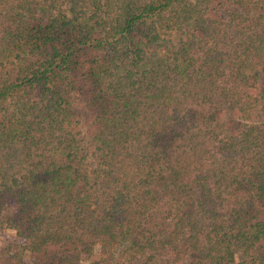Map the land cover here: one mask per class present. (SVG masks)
Wrapping results in <instances>:
<instances>
[{"label": "trees", "instance_id": "1", "mask_svg": "<svg viewBox=\"0 0 264 264\" xmlns=\"http://www.w3.org/2000/svg\"><path fill=\"white\" fill-rule=\"evenodd\" d=\"M0 264H264V0H0Z\"/></svg>", "mask_w": 264, "mask_h": 264}, {"label": "rangeland", "instance_id": "2", "mask_svg": "<svg viewBox=\"0 0 264 264\" xmlns=\"http://www.w3.org/2000/svg\"><path fill=\"white\" fill-rule=\"evenodd\" d=\"M12 231L0 224V248L12 239Z\"/></svg>", "mask_w": 264, "mask_h": 264}]
</instances>
